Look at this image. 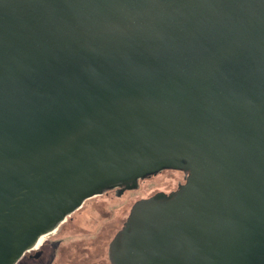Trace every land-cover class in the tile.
Segmentation results:
<instances>
[{
    "label": "water",
    "instance_id": "obj_1",
    "mask_svg": "<svg viewBox=\"0 0 264 264\" xmlns=\"http://www.w3.org/2000/svg\"><path fill=\"white\" fill-rule=\"evenodd\" d=\"M169 169L110 264H264V0H0V264Z\"/></svg>",
    "mask_w": 264,
    "mask_h": 264
},
{
    "label": "rangeland",
    "instance_id": "obj_2",
    "mask_svg": "<svg viewBox=\"0 0 264 264\" xmlns=\"http://www.w3.org/2000/svg\"><path fill=\"white\" fill-rule=\"evenodd\" d=\"M183 172L163 170L140 181L136 190L116 196L113 191L88 199L83 207L65 221L36 251L44 248L38 260L24 256L18 264H110L109 243L122 228L132 205L156 192H171L184 183ZM181 176V177H180ZM112 197V198H111Z\"/></svg>",
    "mask_w": 264,
    "mask_h": 264
},
{
    "label": "flooded vegetation",
    "instance_id": "obj_3",
    "mask_svg": "<svg viewBox=\"0 0 264 264\" xmlns=\"http://www.w3.org/2000/svg\"><path fill=\"white\" fill-rule=\"evenodd\" d=\"M184 174V173H183ZM184 178H185V174H184ZM184 183H185V179H184ZM184 183H179V185H181V184H184ZM179 185H178V187H179ZM178 189V188H177ZM176 189V190H177ZM176 190H174V191H176ZM109 191H113L115 194H116V189H111V190H107L106 192H109ZM174 191H171V192H174ZM106 192H104V193H106ZM171 192H165V193H167V194H169V193H171ZM45 250L46 249H44V248H42V249H40V255H39V257L38 258H36V260H38V259H40L41 257H43L44 255H45ZM34 254V252H31L30 254H29V258H32V257H30L31 255H33ZM33 259V258H32Z\"/></svg>",
    "mask_w": 264,
    "mask_h": 264
},
{
    "label": "bare ground",
    "instance_id": "obj_4",
    "mask_svg": "<svg viewBox=\"0 0 264 264\" xmlns=\"http://www.w3.org/2000/svg\"><path fill=\"white\" fill-rule=\"evenodd\" d=\"M44 240H45V237H41V239L39 240V242L37 244L36 249L42 245V243L44 242Z\"/></svg>",
    "mask_w": 264,
    "mask_h": 264
},
{
    "label": "trees",
    "instance_id": "obj_5",
    "mask_svg": "<svg viewBox=\"0 0 264 264\" xmlns=\"http://www.w3.org/2000/svg\"><path fill=\"white\" fill-rule=\"evenodd\" d=\"M153 176V175H152ZM35 259V258H34ZM36 260V259H35Z\"/></svg>",
    "mask_w": 264,
    "mask_h": 264
}]
</instances>
